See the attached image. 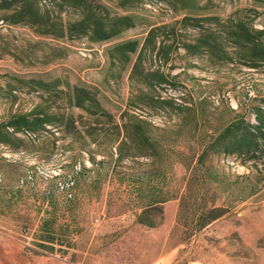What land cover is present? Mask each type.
I'll list each match as a JSON object with an SVG mask.
<instances>
[{"label": "rangeland", "instance_id": "1", "mask_svg": "<svg viewBox=\"0 0 264 264\" xmlns=\"http://www.w3.org/2000/svg\"><path fill=\"white\" fill-rule=\"evenodd\" d=\"M95 1L111 15H133L135 27L93 43L40 36L4 22L0 13V123L40 112L54 120L45 130L0 143V263L264 264V145L253 159L210 157L205 168L211 177L204 181L196 170L200 146L211 135L238 118L257 124L254 109H264V50L245 53L226 42V60L192 55L181 46L197 35L193 26L180 31L183 42L173 43L166 32L143 59L145 72L168 76L152 89L132 83V66L109 52L127 40L143 44L152 25L185 16L217 17L201 24L219 33L239 20L259 32L264 0ZM190 1L197 8L183 9ZM39 2L64 23L80 18L59 0ZM258 37L264 43V35ZM168 47L171 61L164 65L162 48ZM76 87L94 94L99 106L91 112L74 107L69 98ZM132 117L150 123L161 154L130 151L116 161V139ZM152 192L166 200L157 227L138 220ZM203 206L220 207L224 215L197 228Z\"/></svg>", "mask_w": 264, "mask_h": 264}, {"label": "trees", "instance_id": "2", "mask_svg": "<svg viewBox=\"0 0 264 264\" xmlns=\"http://www.w3.org/2000/svg\"><path fill=\"white\" fill-rule=\"evenodd\" d=\"M62 8L68 7L79 12L80 18L73 22L64 23L53 14L42 9L39 0H0V13H4L3 21L10 25H26L34 29L40 36H52L56 39L65 37H87L93 43H105L119 37L124 31L135 27V17L133 15H111L108 9L95 0H59ZM142 1V0H139ZM194 1L188 2L183 9H196ZM218 20L217 17H189L185 16L181 20L171 24L159 26L152 25L148 31L143 44L138 40H127L115 44L109 49L113 60H118L124 65H131L130 81L132 83H141L147 89L168 83V76L160 69L156 71L145 72L143 68V59L147 52H154L157 49V39L166 36V32L174 35V42H183L177 36H181L180 31L193 26L197 35L191 43H182V48L192 55L202 52H209L221 60L228 58V49L226 42L241 49V52L247 53L252 48L255 54H262L264 43L259 41L260 35H264L263 30L256 32L249 29L248 25L239 20L236 24L227 28V32L222 33L213 29L209 25H202L201 22ZM225 36L224 37V34ZM163 41H161L162 43ZM172 47V46H171ZM164 49V65L171 61L170 47ZM159 53H161V50ZM132 55H137L132 61ZM138 90L140 96L145 93ZM74 107L92 111V107H98L99 103L94 94H90L84 88L76 87L73 95L69 98ZM154 103L170 104V101L155 99ZM158 100V101H155ZM89 103V105H87ZM148 106L153 107L150 103ZM189 111L197 113V109L188 108ZM257 124H251L243 118H238L226 125L220 132L213 134L210 140L200 146L201 153L198 155L196 170L200 172V178L211 177L210 168H205L207 160L212 156L226 157H248L255 158L261 154L264 145V109H254ZM197 122V119L195 120ZM54 124L51 115L46 112L23 114L13 117L8 123H0V143L11 144L16 133L28 131L37 133L46 129L47 125ZM150 123L137 117L125 122L122 126L124 136L120 140L116 139L118 158L120 161L126 158L130 151H134L136 156L154 157L163 151L160 142L152 135ZM118 127V126H117ZM10 129L13 130L10 132ZM205 168V170H204ZM218 182V180L216 181ZM192 194V193H191ZM184 201V200H183ZM182 201L181 207L185 206ZM166 200L159 199L157 195L150 193V201L146 209L140 214L138 220L141 224L149 227H157L162 220V204ZM198 219L195 226L197 228L205 227L207 224L215 221L224 215V209L220 207H200L198 210Z\"/></svg>", "mask_w": 264, "mask_h": 264}, {"label": "crops", "instance_id": "3", "mask_svg": "<svg viewBox=\"0 0 264 264\" xmlns=\"http://www.w3.org/2000/svg\"><path fill=\"white\" fill-rule=\"evenodd\" d=\"M1 264V263H0Z\"/></svg>", "mask_w": 264, "mask_h": 264}]
</instances>
